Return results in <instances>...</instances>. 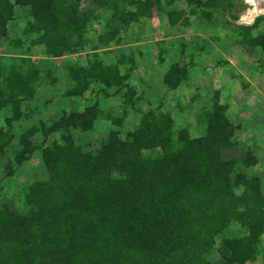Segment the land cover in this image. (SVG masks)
<instances>
[{"label":"trees","instance_id":"1","mask_svg":"<svg viewBox=\"0 0 264 264\" xmlns=\"http://www.w3.org/2000/svg\"><path fill=\"white\" fill-rule=\"evenodd\" d=\"M113 1L120 12L123 0ZM80 2L0 0V38L8 36L17 4L30 8L32 29L48 42L49 52L60 56L74 51L78 44L72 43V36L82 33L87 20L81 18ZM148 6L128 14V19L150 17L160 3ZM113 37L104 35L100 42ZM253 42L264 47V34ZM94 67H69L76 83L70 93L85 92L88 76L107 84L121 81L113 69ZM174 69L165 77L172 87L180 83ZM2 72L0 66V109L12 106L11 123L23 116L21 102L32 93V78L30 73ZM225 111L226 105L217 103L206 113V133L200 137H191L187 128L176 134L172 117L152 110L143 116L132 140H116L114 133L95 153L82 152L66 136L64 144L43 148L48 174L28 186L25 209L17 212L0 204V264H212L216 236L236 220L248 226L250 234L222 239L217 260H253L264 230V195L258 178L242 172L232 177L238 162L221 156L234 133ZM99 113L89 106L84 112L63 114L44 133L70 127L87 131ZM8 123L7 129L0 128L1 150L5 139L13 138ZM37 131L33 126L21 136L18 164L36 149L30 137ZM147 149L159 153L149 156ZM240 185L244 190L238 195Z\"/></svg>","mask_w":264,"mask_h":264},{"label":"rangeland","instance_id":"2","mask_svg":"<svg viewBox=\"0 0 264 264\" xmlns=\"http://www.w3.org/2000/svg\"><path fill=\"white\" fill-rule=\"evenodd\" d=\"M158 1L160 7L155 6L150 17L130 20L128 14L157 0H123L120 12L113 0H81V18L87 20L82 33L72 36L78 47L60 56L49 52L48 42L32 29L30 8L15 4L8 36L0 38V66L4 75L30 73L33 85L21 102L20 119L8 123L12 106L0 109V128L7 129L8 123L13 136L0 149V204L17 212L25 209L28 186L48 174L43 148L64 144V136L82 152L95 153L114 133L116 140H132L143 116L153 110L172 117L176 134L187 128L191 137H200L206 133L202 120L217 103L226 105L225 114L234 126L232 143L221 152L224 160L238 162L231 176L242 172L258 178L264 195V47L253 42L264 34V0ZM249 10L254 12L248 14ZM108 34L114 37L101 43ZM70 66L113 69L121 81L107 84L88 76V89L72 94L76 83ZM173 67L180 80L176 87L165 81ZM89 106L100 110L91 129L44 133L63 114L84 112ZM33 126L38 131L30 140L36 149L18 164L20 138ZM144 153L155 156L159 151ZM249 159L254 163H244ZM243 190L240 185L235 191L240 195ZM249 234L248 226L232 222L216 236L212 264H221L217 249L222 239ZM256 246V257L246 264H264V230Z\"/></svg>","mask_w":264,"mask_h":264},{"label":"bare ground","instance_id":"3","mask_svg":"<svg viewBox=\"0 0 264 264\" xmlns=\"http://www.w3.org/2000/svg\"><path fill=\"white\" fill-rule=\"evenodd\" d=\"M253 12H254V10H249L248 14H252Z\"/></svg>","mask_w":264,"mask_h":264},{"label":"crops","instance_id":"4","mask_svg":"<svg viewBox=\"0 0 264 264\" xmlns=\"http://www.w3.org/2000/svg\"><path fill=\"white\" fill-rule=\"evenodd\" d=\"M262 4H263V3H261V2L259 3V5H262Z\"/></svg>","mask_w":264,"mask_h":264}]
</instances>
